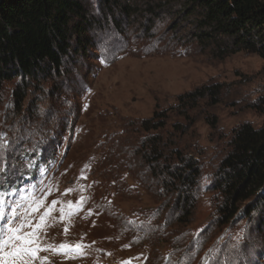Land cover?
Masks as SVG:
<instances>
[{
  "label": "rangeland",
  "instance_id": "rangeland-1",
  "mask_svg": "<svg viewBox=\"0 0 264 264\" xmlns=\"http://www.w3.org/2000/svg\"><path fill=\"white\" fill-rule=\"evenodd\" d=\"M83 1L101 24L90 36L97 50H91L88 61L75 60L63 87L53 85L48 98L56 97V109L47 95H40L18 116L13 84L1 93L0 192L5 203L0 236L10 235L8 225L22 227L33 241L28 246L38 249L14 264H177L181 259V264H264L262 207L218 228L219 199L211 190L234 130L264 125V60L241 52L217 61L195 45L171 42L167 16L152 22L117 14L115 21L106 15L103 0ZM213 83L223 85L222 102L201 106L194 113L193 133L185 138L187 147L198 149L202 178L193 217L177 243L182 254H176L172 242L155 250L122 244V229L108 214L117 211L139 225L134 213L154 204L127 176L123 180L132 194L100 183L92 165L104 139L125 124L151 118L157 107H173L179 95ZM71 88L77 92H68ZM207 117L218 119L215 129ZM38 146L46 147L43 165L30 160ZM96 180L97 197L108 195L102 208L93 193Z\"/></svg>",
  "mask_w": 264,
  "mask_h": 264
},
{
  "label": "trees",
  "instance_id": "trees-1",
  "mask_svg": "<svg viewBox=\"0 0 264 264\" xmlns=\"http://www.w3.org/2000/svg\"><path fill=\"white\" fill-rule=\"evenodd\" d=\"M103 2L106 15L112 18L117 14L141 16L153 22L167 16L171 42L182 47L195 45L217 61L241 52L264 60V0ZM98 26L101 24L83 0H0V101L3 88L13 84L12 101L18 116L24 113L26 103L29 108L38 103L40 95H47L56 109V97L48 98L54 95L52 88L72 74L77 58L88 61L91 50H97L90 36ZM222 97L223 85L219 83L198 87L179 95L173 107H157L151 118L138 125L125 124L104 139L92 165L100 183L124 195L132 194L123 180L127 176L154 204L134 213L139 225L117 211L108 214L116 228L122 229L118 233L122 244L155 250L172 242L176 254H182L177 243L193 217L202 178L198 149L187 147L185 138L193 133L194 113L203 105H219ZM207 123L215 129L219 122L207 117ZM45 149L38 146L29 153L30 160L43 165L48 158ZM96 182L92 188L98 198ZM211 190L219 199L218 228L227 227L236 218L251 217L261 207L264 212V125L244 124L234 130ZM106 196L98 198L101 208Z\"/></svg>",
  "mask_w": 264,
  "mask_h": 264
},
{
  "label": "snow or ice",
  "instance_id": "snow-or-ice-1",
  "mask_svg": "<svg viewBox=\"0 0 264 264\" xmlns=\"http://www.w3.org/2000/svg\"><path fill=\"white\" fill-rule=\"evenodd\" d=\"M4 203V194L0 192V209L3 208ZM3 218L4 212L0 211V219ZM7 232L10 233V235L5 234L6 238L0 236V264H8V260L5 259L6 257H10L14 264L17 260L23 261L25 257L29 256V254L34 256L35 252L38 251V249H32L28 246L33 241L28 235L22 234V227L19 229H13L11 225H8ZM17 242H20V246H17ZM9 246L13 249L11 252L7 251Z\"/></svg>",
  "mask_w": 264,
  "mask_h": 264
}]
</instances>
